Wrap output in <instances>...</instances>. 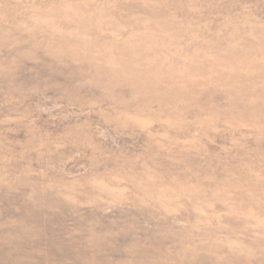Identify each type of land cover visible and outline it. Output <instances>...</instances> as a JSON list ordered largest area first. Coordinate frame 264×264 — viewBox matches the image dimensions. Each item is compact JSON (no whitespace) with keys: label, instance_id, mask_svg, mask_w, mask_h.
<instances>
[{"label":"rangeland","instance_id":"rangeland-1","mask_svg":"<svg viewBox=\"0 0 264 264\" xmlns=\"http://www.w3.org/2000/svg\"><path fill=\"white\" fill-rule=\"evenodd\" d=\"M0 264H264V0H0Z\"/></svg>","mask_w":264,"mask_h":264}]
</instances>
